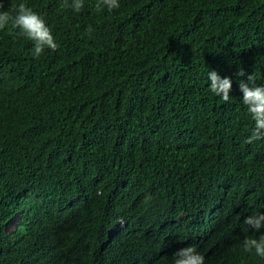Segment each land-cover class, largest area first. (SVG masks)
<instances>
[{"label": "trees", "instance_id": "trees-1", "mask_svg": "<svg viewBox=\"0 0 264 264\" xmlns=\"http://www.w3.org/2000/svg\"><path fill=\"white\" fill-rule=\"evenodd\" d=\"M3 2L0 10L23 2L39 12L59 48L37 58L34 42L20 29L9 24L0 30V264H174L173 248L131 243L155 220L127 221L102 243L97 228H110L119 215L112 222L103 214V198L97 193L85 201L81 190L83 177L99 175L83 168L104 158L119 161L129 148L127 130L151 134L156 128L150 125L170 114L199 122V133L213 138L190 168L175 175L177 190L187 189L200 169L236 187L230 193L237 202L257 198V212H264V139L244 143L255 122L240 89L247 74L264 84V0H120V8L99 13L96 0H84L79 13L73 0ZM213 70L232 80L227 103L208 87ZM119 140L120 150L109 147ZM244 147L252 157L246 154L240 166L235 157ZM59 183L70 188L64 192ZM40 194L45 199L37 202ZM20 210L30 216L9 230L7 222ZM229 219L207 221L208 240L197 247L206 264H264L231 246ZM181 231L185 238L190 225Z\"/></svg>", "mask_w": 264, "mask_h": 264}, {"label": "clouds", "instance_id": "clouds-1", "mask_svg": "<svg viewBox=\"0 0 264 264\" xmlns=\"http://www.w3.org/2000/svg\"><path fill=\"white\" fill-rule=\"evenodd\" d=\"M71 7L79 13L84 7V0H73ZM4 8L5 4L0 0V9ZM118 8L120 0H96L95 3V11L98 13L105 9L113 11ZM9 24L13 29H20L23 35L34 42L33 55L37 58L46 48L52 51L59 48L44 17L23 2L11 3L8 10H0V30ZM93 31L91 25L86 29L89 35ZM238 75L245 76L246 73L240 69ZM207 78L211 82L208 86L210 91L224 102H229L233 86L231 78L221 77L214 70L208 72ZM256 81L255 74H247V82L240 81L243 104L255 122L251 134L244 141L245 144L264 139V84H257ZM196 123L200 124L191 121L184 114L176 117L170 114L165 122H153L154 125H150L156 128L151 134L146 135L144 130L138 133L136 129L130 128L126 131L130 136L123 137L131 142L124 151L129 150L130 154L123 152L119 161L109 158L96 160L83 168V173L98 169L99 175L92 180L83 177L87 184L80 186L82 198L89 201L98 193L99 198H103V214H111L112 222L115 221L117 213L119 215L110 228L103 225L97 228L98 232L101 230L102 243L110 242L114 232L125 229L127 221L131 225H138L140 222L155 220V226L146 236L131 243L140 247L157 243V247L173 248L174 264H206L205 255L197 247H201L208 240L207 221L219 215L230 217L225 229L231 246L237 247L245 258L251 255L264 258V212H257L260 205L257 198L253 203L237 202L230 193V189L234 190L236 187L227 184L223 176H209L200 169L195 174V180L198 179L196 184L194 180L187 189L181 192L177 190L175 175L190 168L191 163H195L196 158L203 155L213 140L210 134H204L201 130L199 133ZM136 133L144 136L138 138L140 135L137 136ZM119 143L121 140L113 142L109 147L117 151ZM246 152L244 147L240 155L235 157L240 166L244 165ZM107 156L113 155L110 152ZM247 156L248 160L252 157L249 154ZM104 160H109V164L101 165ZM183 163H187L186 166ZM205 168L211 172L213 170L211 166ZM133 173L138 174L134 175L139 179L138 182L131 179ZM127 180L132 182L129 186L125 185ZM65 184L59 183L57 188L65 192L70 188ZM44 199L42 194L35 196L37 202ZM77 199L72 196L69 202L75 212ZM96 211V216L101 218L99 207H96ZM85 212L82 211L83 215ZM28 216L30 215L23 210L17 211L7 222V228L16 229ZM184 223L190 225V233L185 238L181 231Z\"/></svg>", "mask_w": 264, "mask_h": 264}, {"label": "rangeland", "instance_id": "rangeland-1", "mask_svg": "<svg viewBox=\"0 0 264 264\" xmlns=\"http://www.w3.org/2000/svg\"><path fill=\"white\" fill-rule=\"evenodd\" d=\"M10 227V226H9Z\"/></svg>", "mask_w": 264, "mask_h": 264}]
</instances>
